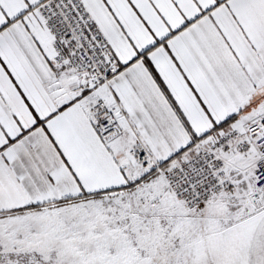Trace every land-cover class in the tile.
Returning <instances> with one entry per match:
<instances>
[{"label":"snow or ice","instance_id":"6c2138e0","mask_svg":"<svg viewBox=\"0 0 264 264\" xmlns=\"http://www.w3.org/2000/svg\"><path fill=\"white\" fill-rule=\"evenodd\" d=\"M0 264H264V0H0Z\"/></svg>","mask_w":264,"mask_h":264}]
</instances>
